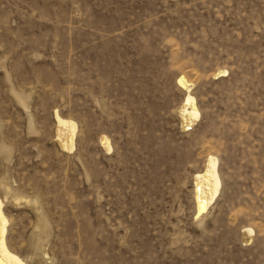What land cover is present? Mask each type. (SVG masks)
Masks as SVG:
<instances>
[{
    "label": "rangeland",
    "instance_id": "374dc122",
    "mask_svg": "<svg viewBox=\"0 0 264 264\" xmlns=\"http://www.w3.org/2000/svg\"><path fill=\"white\" fill-rule=\"evenodd\" d=\"M180 77L200 112L186 131ZM0 153L28 264H264V0H0ZM209 156L220 188L196 216Z\"/></svg>",
    "mask_w": 264,
    "mask_h": 264
},
{
    "label": "bare ground",
    "instance_id": "6f19581e",
    "mask_svg": "<svg viewBox=\"0 0 264 264\" xmlns=\"http://www.w3.org/2000/svg\"><path fill=\"white\" fill-rule=\"evenodd\" d=\"M225 72V70H219L215 75L218 76ZM177 83L185 89L186 93L177 107L175 114L178 117L180 130L186 131L191 129L197 123L200 118V112L196 105V100L191 94L190 85L186 79L180 77L177 79ZM16 99L18 103L23 105L24 101L22 97L16 96ZM54 118L56 121V144L61 151L70 152L74 148L77 126L74 121L61 118L57 112H55ZM98 143L102 150L107 152L110 151L111 145L107 136L103 134L100 135ZM220 182L218 159L214 156H209L204 163L203 169L196 173L192 179L196 216L204 213L212 205L218 195ZM7 223L8 219L3 211V202L0 200V264H28L25 259L13 252L9 247L7 241ZM40 228L42 227L40 226ZM38 229L35 234L33 233V238L31 240V246L36 251L40 249V242L43 236V232L38 231ZM241 234L243 243L247 244L251 242L253 231L250 228L243 229Z\"/></svg>",
    "mask_w": 264,
    "mask_h": 264
}]
</instances>
